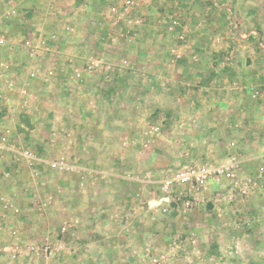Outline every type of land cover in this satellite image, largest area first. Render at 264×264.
I'll return each mask as SVG.
<instances>
[{
  "label": "crops",
  "instance_id": "1",
  "mask_svg": "<svg viewBox=\"0 0 264 264\" xmlns=\"http://www.w3.org/2000/svg\"><path fill=\"white\" fill-rule=\"evenodd\" d=\"M118 1L0 0V33L9 34L12 37L9 39L10 47L0 46V85H2L0 86V115L4 112L1 109L5 108L7 113L3 114L7 116L4 117H7L8 123L13 124L15 115L34 108L36 111L34 119L37 125L33 135L39 144L43 145L47 156L56 157L57 152L67 150L70 161L90 163L92 166V169L82 176L76 174L70 178L66 177L69 185L67 188L63 187L61 193L54 190L58 191L57 188L60 187L57 185H62L64 182L62 180L65 178H61V175L56 179L53 178L55 172L43 175L34 187L35 193L37 192L35 199L20 198L21 213L18 215L13 214L12 206H4L1 202L0 264H18L1 249L3 243L11 240L14 230L26 235L33 234V237L38 239L56 240L62 219L66 215L79 220L74 229L64 234L71 249L58 258H54L55 260L39 257L34 260V264H148L144 257L145 247L158 245L166 249L167 244L163 243L168 240L170 226H175L178 232H184V236L194 231L200 237V241L195 249H192L191 245H186V250L181 251L179 256L167 264H210L207 263V258L210 259L211 264H220L218 259L227 258L230 255H236L238 258L250 255L241 249L238 254L234 251L233 254L232 251L227 253V249L224 250L221 245L219 249L223 255L216 254L218 243H224L228 239L225 233L228 231L222 228L228 222L225 224L220 218L230 213L231 209L224 207L214 214L215 217L211 219L213 228L209 227L210 222L203 218L200 210L179 213L172 220L173 223H167L165 219L158 221L145 218L141 215V208L143 209L139 203L141 201L136 198L137 187L133 185L132 190L129 191L126 184H123L121 166L117 165L118 171H109L103 164L109 160L123 162L125 149L120 135H124V128L117 121H110L108 115L112 113L111 107L94 104L97 92L90 84L85 82L83 86L76 85L74 83L76 81L69 80L68 76L72 65L80 61L79 53L94 47L95 44L92 43L94 39L98 41L104 54L111 47L116 46V49H122V46L107 43V35L110 31L117 38L119 31L122 30L121 27L115 26L119 21L109 19L110 16V18L113 17L111 13L113 7H117L114 2ZM112 4L114 5L111 7ZM18 22L31 29L26 30L23 38L19 40L15 36L21 32V29L16 27ZM27 39L37 44L48 42L53 51L47 52L40 48L34 57L23 46ZM2 62H7L9 68L2 67ZM183 63H186L182 72L185 75L182 74L181 78L187 86L195 84L197 91L192 92L189 87H184L186 91L183 93L184 102L180 109L182 127L184 130H189L194 122L198 121L203 128L212 130L228 128L232 131L230 139L244 138L241 144L244 146L243 153L227 155V158L242 161L245 174L251 172L253 170L251 163L264 158L263 61L252 62L245 68L242 67V63L240 68L236 67V64L232 65L234 69L238 68V74L224 81L221 80L220 75H214L207 85L205 84L209 79L207 74L192 72V67L188 66L193 65L187 60L182 61L181 64ZM196 64L197 66L205 65L203 62ZM213 65L215 63H212V67ZM64 67L67 68V73L58 77L57 69ZM35 69L39 70L38 75ZM49 69L55 72L50 75L47 72ZM195 73L196 75H193ZM31 75L37 78L28 84ZM96 76L101 81L102 76ZM165 77V82H171L172 76ZM9 78L15 81V90L19 92L16 95L5 91L6 81ZM59 78L65 80L61 81ZM119 80L124 81V79ZM134 80L141 81L137 76ZM62 82H67L68 87L64 88L65 85ZM209 84H211L210 91ZM24 85L27 87V95L20 91ZM82 88L87 90L88 96L83 103L79 101L80 93L84 91ZM149 106V112L157 108V106ZM164 107L166 112L167 106ZM123 111L120 108L116 113L120 114ZM209 119L213 123L210 126L207 122ZM50 133H58L56 134L58 139L54 144H49L45 140ZM169 139L167 135L160 144L168 145L171 142ZM156 145L159 144L156 143ZM135 153L136 151L131 149L126 154H129V158H137L138 155ZM1 182L0 188L4 186L2 192L6 194L9 192L5 188L7 184L2 185L3 182ZM256 187L251 190L250 196H246L233 205L232 213L237 210L246 212L248 216L245 219L251 222L250 225L255 227V231L263 238L264 216L263 219L261 216L264 215V203L252 204V195L259 190V193L264 195V181L261 188ZM2 192L0 191V194ZM12 192L14 191L10 193ZM49 192L55 194L52 202L48 199ZM127 194L132 196V203L138 207L140 214L132 220L130 230L124 231V220L120 216L126 209ZM147 203L149 210L153 213H158L162 207L160 203L153 205L151 200ZM246 231H244L245 235ZM234 237L233 235L232 238ZM233 239L229 238L228 242L232 243ZM249 239L252 240V235ZM209 247L213 252L209 251Z\"/></svg>",
  "mask_w": 264,
  "mask_h": 264
},
{
  "label": "rangeland",
  "instance_id": "2",
  "mask_svg": "<svg viewBox=\"0 0 264 264\" xmlns=\"http://www.w3.org/2000/svg\"><path fill=\"white\" fill-rule=\"evenodd\" d=\"M133 1L134 5L127 13L120 14L119 19H117L118 14L114 10L111 11L113 17H109V19H113L114 21L119 20L115 26L121 27L122 30L119 31L117 38L110 31V34L107 35V43L122 46V49L118 50L116 46L114 48L111 47L104 54L102 47H99L98 41L94 39L92 42L95 44L94 49L88 48L83 50L79 53L80 61H78V64L72 65V67L81 68L88 61L89 57L100 59L112 65V69L108 70L110 76L106 77L103 75L104 73H108L104 70L102 71L103 74L99 71L86 72L82 81L74 83L82 86L85 85V82L86 84H90L92 89L97 92L94 97V104L111 107L112 113L108 115L110 121H117L124 128V135H120L121 143H123L125 149L123 162H120V160L117 163L109 160L103 164L109 171H118L117 165H120L123 184H126L129 191L132 190L133 185L137 187L136 193H138V196L136 198H139V201H141L139 202L140 206L143 207V209L141 208V215H144L148 219L151 218L158 221H164L165 219L167 223H173L172 220L179 213L198 212L200 210L203 213V218L208 223L210 222L209 227L213 228L211 219L215 217L214 214L218 210L213 208L211 201L212 194H207L205 207L198 204L189 206L186 200L192 194H194L192 197L196 196L194 191L191 194L189 187L184 185L174 188L168 194L163 189V181L177 169L186 165H196L199 163L233 162L239 168L241 175H246L242 161L227 158V155L243 153L244 146L241 144L245 139L238 137L230 139L232 131L228 130V128L225 130L203 128V125L198 124V121H195L193 127H190L189 130H184L180 120V109L184 102L182 96L184 91H186L184 87H189L192 92H196L197 87L195 84L189 86L184 84L181 75H185L182 72L186 67V63H183V65L181 63L187 60L189 64L193 65L188 66L192 67V72L207 74L209 79L206 80V85L214 75H220L221 80L224 81L228 77L238 74V68H235V70L232 65L236 64V67L240 68V63H242V67L245 68L246 65H250L252 62L261 63L263 61L264 63V0ZM115 2L117 11L123 12L122 6L124 0ZM16 27L21 29V32L15 35L18 40L23 38L26 30H31L23 24L20 25L19 22L16 23ZM3 35L8 40L12 38L9 34L0 33V36ZM51 51L53 50L50 48L49 52ZM103 54L104 56L101 57ZM198 62H203L205 65L197 66L196 63ZM212 63H215L213 65L214 68L212 67ZM257 65L261 66L260 64ZM51 70L53 73L55 72L53 69ZM47 72L49 74V71ZM57 72L58 77H60V75L67 73V68L57 69ZM196 73L193 75H196ZM96 75L102 76L101 81L98 80L99 77ZM136 76L141 81L134 80ZM165 76H172L171 82H165ZM29 78L31 80L28 81V84L37 77L31 75ZM59 79L61 81L65 80ZM119 79H124V81ZM62 83L65 85L64 88L68 87L67 82ZM202 84L205 85L204 83ZM209 85L210 91L211 84ZM15 86L13 89H7L8 87H6L5 91L16 95L19 92L17 89L15 90ZM86 91L84 90L80 93L81 98H79V101L81 103L88 97ZM176 104L177 106H175ZM149 105L157 106V108H154L156 110L149 112ZM164 106H167L166 112L164 111ZM120 108L124 111L117 114L116 111ZM1 110L7 113L5 108ZM30 111H21L20 114L15 115L13 117L15 124L7 122V117H4L7 115H4V112L0 115V135L9 128L12 141L16 146V151H0V182H3L2 185L6 183L7 186L5 188L9 191L5 194L2 192L4 186L0 188L2 192L0 194V204L2 202L4 206H12L14 215L21 213L19 207L20 198L35 199L37 192L35 193L34 187L39 183L43 175H50V173L55 172L53 178L56 179L60 175L61 178H65L62 180L64 181L62 185H57L60 187L57 188L58 191L54 190V192L61 193L63 192V187L67 188L69 185L66 177L69 176L70 178L76 174L82 176L85 172L92 169L90 163H86V165L85 163L70 161L67 150L57 152L56 157L47 156L43 145H40L33 135L35 133V126L37 125V121L34 119L36 111L34 108H30ZM210 121L212 120L209 119L207 121L209 126L213 124ZM155 127H158L157 132L153 130ZM169 131L170 133H168ZM56 134L50 133L45 140L49 144H54L58 139ZM167 135L171 142H166L168 145L160 144ZM156 143L159 145H156ZM25 147L31 148L37 156V160H35L33 165H29L26 161L18 159V151ZM131 149L136 151L137 158H129V154H126ZM54 160L56 162L60 161L57 166L53 165ZM251 164L253 170L247 174L258 173L264 168V158ZM79 179L81 178L79 177ZM213 188L215 186L211 184L209 191ZM10 190L14 192L11 194ZM259 191L252 195V204L262 205L264 203V195L263 193L260 194ZM54 192L48 193V199L51 202L55 198ZM165 197H169V200H165ZM125 198L126 209L120 218H123V224L128 223L127 226L130 230L129 226L132 220L139 216L140 210L137 206L133 205L130 194H127ZM149 200L160 201L159 203L162 207H160L158 213H153L152 210H149L147 203ZM131 208H134L135 212L129 215L130 211H132ZM227 208L228 210L231 209L229 210L230 213L225 215V217L221 215L220 219H223L224 223H229L222 227L225 231H228V233L225 232L228 239L224 243H218L216 246L218 252L216 254L223 255L219 249L221 245L224 250L227 249V253L232 251L233 254L234 251L235 254H238V251L241 249L246 253H250V255L245 258L230 255L227 258L218 259L219 263L264 264V237L262 238L255 231V227L251 226V223L244 227H237L235 223L239 219L246 220L247 213L241 210L232 213L233 205L227 206ZM16 209L19 212H16ZM68 219L70 217L64 216L61 225ZM129 230L124 228V231ZM245 230H247L246 235L244 234ZM174 235L183 237L184 232H178L175 226H170L168 240L166 243L165 241L163 243L167 244L166 249L169 248L170 239ZM233 235L235 236L234 239L232 238ZM251 235L252 240L249 239ZM229 238L233 239L232 243L228 242ZM254 238L256 239L254 240ZM45 240L47 239H38L33 237V234L26 235L14 230L11 240L3 243V246L17 242L40 243ZM231 245L232 248H230ZM152 246L145 247L144 255L147 249ZM154 247L164 249L158 245ZM191 248L195 249L192 246ZM212 248L214 249L213 246ZM212 248L209 247L210 252H213ZM9 257L12 261L18 262V264H34V260L39 258H17L11 255ZM144 257H146L145 259L149 264V257L146 255ZM47 259L55 260L52 257ZM208 262L211 264L209 258H207Z\"/></svg>",
  "mask_w": 264,
  "mask_h": 264
},
{
  "label": "built area",
  "instance_id": "3",
  "mask_svg": "<svg viewBox=\"0 0 264 264\" xmlns=\"http://www.w3.org/2000/svg\"><path fill=\"white\" fill-rule=\"evenodd\" d=\"M134 5L133 0H124L123 12H118L116 7L113 10L118 14L117 19L120 18V14L128 12ZM119 21V20H117ZM9 40L3 35L0 36V46L10 47ZM42 44V45H41ZM37 44L31 40H27L23 43L29 53L36 57L39 49L49 51L51 46L45 42ZM12 48V47H11ZM1 66L9 68L7 62H2ZM112 69V65L105 63V61L89 57L88 61L83 67H72L68 79L71 81H82L84 73H91L95 71H107ZM37 74L38 69L34 70ZM49 74H52V70H48ZM103 74V73H102ZM106 77L110 76V73H104ZM6 85L9 89H13L15 83L13 79L9 78L6 81ZM22 94H28L27 87L24 85L20 89ZM0 135V151H16V146L11 138V132L9 128ZM155 132L158 131V127L153 128ZM18 159L26 161L29 165H33L37 156L31 148H22L18 151ZM55 161V160H54ZM60 162V161H58ZM58 162H54L53 165L57 166ZM264 181V168L258 173L241 175L239 168L235 163H199L196 165H186L177 169L170 176L166 177L163 181V189L170 194L174 188L178 186L187 185L189 192L192 194L186 200L189 206L196 204L206 206L205 198L207 194H212L211 201L215 210L221 211L224 207L236 205L241 199L248 196L253 188L263 186ZM213 184L215 188L213 191H209L210 185ZM194 191V192H193ZM188 194V193H187ZM198 197V198H196ZM165 200H169V197H165ZM129 215L134 214V208H131ZM16 212H19L16 209ZM126 221H128L126 219ZM79 223L78 219L70 218L66 220L60 227L59 236L56 240L47 239L40 243L28 242L22 243L17 242L10 245H4L1 249L3 252L8 253L12 257L23 258V257H44V258H58L62 254L66 253L71 249L70 244L65 239L64 234L69 233ZM251 222L248 220H238L235 225L237 227H244L249 225ZM128 223L124 224V228L129 230ZM200 241V237L194 232H190L187 236L181 237L180 235H174L170 239V246L167 249H160L157 247H149L145 253L149 257V264H166L174 260L181 251L184 250L186 245H191L196 248ZM74 247V246H73Z\"/></svg>",
  "mask_w": 264,
  "mask_h": 264
},
{
  "label": "water",
  "instance_id": "4",
  "mask_svg": "<svg viewBox=\"0 0 264 264\" xmlns=\"http://www.w3.org/2000/svg\"><path fill=\"white\" fill-rule=\"evenodd\" d=\"M160 201L159 200H151V203L154 205V204H157L159 203Z\"/></svg>",
  "mask_w": 264,
  "mask_h": 264
}]
</instances>
